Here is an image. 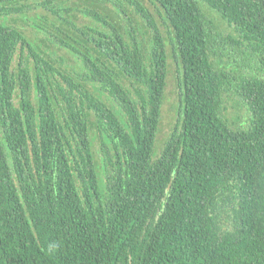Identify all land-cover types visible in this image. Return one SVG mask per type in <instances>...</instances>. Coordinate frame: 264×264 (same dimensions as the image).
Returning a JSON list of instances; mask_svg holds the SVG:
<instances>
[{
  "label": "trees",
  "instance_id": "trees-1",
  "mask_svg": "<svg viewBox=\"0 0 264 264\" xmlns=\"http://www.w3.org/2000/svg\"><path fill=\"white\" fill-rule=\"evenodd\" d=\"M84 2L0 0V264H264V0Z\"/></svg>",
  "mask_w": 264,
  "mask_h": 264
},
{
  "label": "rangeland",
  "instance_id": "rangeland-1",
  "mask_svg": "<svg viewBox=\"0 0 264 264\" xmlns=\"http://www.w3.org/2000/svg\"><path fill=\"white\" fill-rule=\"evenodd\" d=\"M40 2L42 0H35ZM68 5L73 8L84 9L87 7L84 0H66ZM76 16H78V12H74ZM22 30H25L26 34L30 36L31 39H34L33 30L24 25L21 21H18L16 24ZM228 31H224L223 34L226 35ZM167 60H168V74L166 77V88L164 93V99L161 109V118L158 127V132L155 141V147L157 150L160 149L164 141L168 138L171 133L173 127L177 122L178 117V107L180 103V90L178 86V72L177 65L175 59L171 52V47L167 45ZM227 106L229 110L227 112V117L230 119L231 117L242 115L241 113H236V108H233L231 103H228ZM231 118V119H234Z\"/></svg>",
  "mask_w": 264,
  "mask_h": 264
}]
</instances>
